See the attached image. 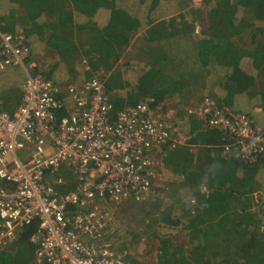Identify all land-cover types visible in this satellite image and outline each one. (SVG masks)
<instances>
[{"label":"trees","instance_id":"obj_1","mask_svg":"<svg viewBox=\"0 0 264 264\" xmlns=\"http://www.w3.org/2000/svg\"><path fill=\"white\" fill-rule=\"evenodd\" d=\"M1 2L0 31L21 34L31 55L44 45L51 64L40 71L57 84L62 67L70 82L79 74L82 80L98 74L115 111L147 100L151 108L165 107L167 99L183 90L212 88L217 106L246 113L264 133V0H205L200 7L188 3L166 18L159 16L168 13V3L173 12L182 0ZM135 40L142 44L138 60L146 68L124 75L120 63ZM181 54L193 62L178 63ZM11 68H0V108L10 114L22 103L14 95L23 83L21 70L13 76L7 71ZM194 79L200 82H190ZM58 97L63 104L57 111L60 118L69 104L66 93ZM209 97L192 99L201 104ZM194 109H185V144L160 147L162 164L181 178L176 193L179 222L170 216L171 203L150 219L155 226L180 225L185 239L177 243L161 235L156 264H264V204L256 206L253 198L255 191L264 194V160L249 165L225 153L222 132L207 126ZM65 180L58 189H74L76 179ZM37 225H25L8 248L0 249V264H34L36 245L30 238Z\"/></svg>","mask_w":264,"mask_h":264},{"label":"built area","instance_id":"obj_2","mask_svg":"<svg viewBox=\"0 0 264 264\" xmlns=\"http://www.w3.org/2000/svg\"><path fill=\"white\" fill-rule=\"evenodd\" d=\"M190 2L200 7L205 0ZM10 66L23 70L24 82L17 110L9 114L0 108V248L37 221L30 238L34 264H136L107 236L110 218L97 202L162 198L167 186L156 183L154 154L166 142L176 146L188 139L175 132L173 112L156 113L147 104L151 100L115 111L99 75L71 81L63 92L31 60L21 34L0 31V68ZM61 92L69 109L57 118ZM193 111L222 132L225 153L249 165L264 160L263 127L246 113L210 98ZM62 167L76 179L74 189L65 192L58 189L66 183ZM254 197L264 202L263 194Z\"/></svg>","mask_w":264,"mask_h":264},{"label":"rangeland","instance_id":"obj_3","mask_svg":"<svg viewBox=\"0 0 264 264\" xmlns=\"http://www.w3.org/2000/svg\"><path fill=\"white\" fill-rule=\"evenodd\" d=\"M183 2H185L184 6H182ZM2 3L3 2H1L0 4ZM188 3L191 4L190 0H182V4L180 3V6L177 8V10L173 12L171 11V8H173L172 4L168 3V7H169L168 13L165 15H161L159 17L166 18L176 13L178 10L180 11L181 9L185 10L186 9L185 5L186 4L188 5ZM141 45L142 44L140 41L135 40L133 47L125 53V57L121 60L120 64H123L124 66V75L127 73L139 74L146 68L144 66L145 65L144 62L138 60L139 48ZM185 53H190V52L187 50ZM190 54L192 56V53ZM46 57L49 58L52 57V55L48 54ZM46 57L43 58V55H40L39 58H36L34 55H31V60L34 61L37 67L41 70L43 68L46 69L47 63L49 65L51 64V61H46L48 59ZM179 59L180 60L182 59L185 62V64H187V66L189 60H192L193 62V58L188 57L187 54H181L180 57L176 58V61L178 63H179ZM125 61L127 63L124 64L123 62ZM81 65L84 67L82 63ZM78 67L79 69L82 68L81 71L85 68L80 66ZM19 70H21V68L15 66L7 71L10 72L11 75L16 76V72ZM59 70L62 71H59L58 86L63 91L70 82L68 81L70 76L66 75V70H64L63 67L60 68ZM0 72H2V70H0ZM80 75L81 74L76 76L75 79H73L72 81H81L82 79L80 78ZM202 75L203 76L205 75V71L202 72ZM23 80H24V76H23ZM195 80L196 79L191 80L190 82H194ZM18 87L19 89L15 88V96L19 93V95L16 96V98L17 97L20 98L21 96L20 95L21 87L20 86ZM12 88L14 89V87ZM190 88L193 89L192 84ZM9 95H14V94H9ZM213 95L216 96L212 88L204 89L202 91L201 90L195 91L194 89L193 93L191 91L186 92L185 90H183V93L181 95H177L175 96V98L167 99L165 101V104L167 106L164 107V103H163V105H160V107L156 109V113H159L161 115H166V114H171L173 112L174 114L173 118L176 122L175 132L188 135V133L181 131V126L185 122L187 118L186 114L188 113V112L186 113L185 109H187L188 107L196 108L197 106L200 105L192 98H197V97L202 98L204 96H210L211 98L215 99ZM154 159L156 164L153 168V172L155 175V179H157L156 183L161 182L162 185L167 186V188L163 190V196H162L165 199L159 197L146 203H136V201H133L132 199H126L117 203L97 202V207H96L98 210H103L104 212H107L108 217L110 218L109 225L108 227H106L107 236L113 241L117 249L127 250V252L132 256L131 259L136 264H156L158 259L157 250L160 244L159 237L161 235H167L169 236L172 242H177V243H181L185 239V232L180 227V225H176V226L171 225L169 227L164 223H159L155 226L150 219L151 214H154L158 209L167 207L171 203L173 209L170 213V216H172L173 220L178 221L175 217L178 216L179 214V212L177 211L179 202L177 201L176 193L178 189L182 186L180 176L173 175L170 172V170L167 169L162 164L159 151L154 154ZM61 172L65 177V179L74 182L75 177L70 168L62 167ZM171 184L174 185L173 188ZM179 217L181 218V216ZM9 245L5 246L4 248H8Z\"/></svg>","mask_w":264,"mask_h":264},{"label":"crops","instance_id":"obj_4","mask_svg":"<svg viewBox=\"0 0 264 264\" xmlns=\"http://www.w3.org/2000/svg\"><path fill=\"white\" fill-rule=\"evenodd\" d=\"M41 47V50H40V53L39 54H36V55H34L36 58H39L40 57V55H43V58H45L48 54H50V53H48L46 50H45V48H44V45H41L40 46ZM46 55V56H45ZM42 58V59H43ZM46 58H48V57H46ZM51 57H49L47 60H49ZM19 88V87H18ZM3 89V87H0V92H1V90ZM2 91H4V89L2 90ZM9 95V94H8ZM7 95V96H8ZM15 96V95H14ZM16 97V96H15ZM20 98H21V96H20ZM257 111H259V109H257L256 108V112ZM260 126V125H259ZM153 200V199H152ZM149 201H151V200H147V201H144V202H138V203H146V202H149Z\"/></svg>","mask_w":264,"mask_h":264},{"label":"clouds","instance_id":"obj_5","mask_svg":"<svg viewBox=\"0 0 264 264\" xmlns=\"http://www.w3.org/2000/svg\"><path fill=\"white\" fill-rule=\"evenodd\" d=\"M10 67H15V66H10ZM17 67H18V66H17ZM21 70H22V69H21ZM22 72H23V70H22ZM23 76H24V72H23ZM23 82H24V80H23ZM21 85H22V84H21ZM20 87H21V86H20ZM20 91H21V90H20ZM63 92H64V90H63ZM21 98H22V95H21ZM209 98L212 99V100L214 101L213 98H211V97H209ZM204 99H205V98H204ZM214 102H215V101H214ZM17 108H18V106H17ZM17 108L15 109V111L17 110ZM15 111H14V112H15ZM14 112H13V113H14ZM8 113H9V112H8ZM9 114H10V113H9ZM260 126H261V125H260ZM262 127H263V126H262ZM202 187H203V185L201 186V189H202ZM255 192H259L260 194H263L261 190H259V191H255ZM255 192H253V198H254V200H255V197H254V193H255ZM263 195H264V194H263ZM162 199H165V198L162 197ZM136 203H138V202H136ZM255 204H256V206H260L261 204H264V202H263V203H259V204H258L257 202H255ZM128 254H129V253H128ZM129 255H130V254H129ZM128 257H129V256H128ZM130 257H132V256L130 255ZM131 261L134 262L132 259H131Z\"/></svg>","mask_w":264,"mask_h":264}]
</instances>
